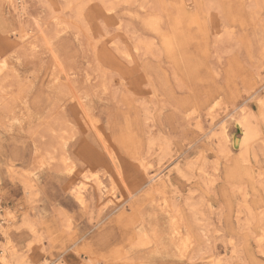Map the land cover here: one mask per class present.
<instances>
[{"label":"rangeland","instance_id":"374dc122","mask_svg":"<svg viewBox=\"0 0 264 264\" xmlns=\"http://www.w3.org/2000/svg\"><path fill=\"white\" fill-rule=\"evenodd\" d=\"M2 218L25 264H264V0H0Z\"/></svg>","mask_w":264,"mask_h":264},{"label":"bare ground","instance_id":"6f19581e","mask_svg":"<svg viewBox=\"0 0 264 264\" xmlns=\"http://www.w3.org/2000/svg\"><path fill=\"white\" fill-rule=\"evenodd\" d=\"M40 4V3H39ZM71 4V3H70ZM113 4V3H112ZM22 5V4H21ZM143 5V4H142ZM115 8V7H114ZM82 13V12H81ZM84 13V12H83ZM62 17V16H61ZM78 20V19H77ZM59 25V24H58ZM89 29V28H88ZM43 30V29H42ZM91 30V29H90ZM72 32V31H71ZM66 33V32H65ZM88 33V31H87ZM86 33V34H87ZM43 34V32H42ZM74 36V35H73ZM89 36V35H88ZM47 37V35L45 36ZM104 37V36H103ZM116 38V36H115ZM107 39V38H106ZM91 41V40H90ZM107 41V40H106ZM143 41V40H142ZM113 43V42H112ZM145 43V42H144ZM116 44V43H115ZM114 44V45H115ZM148 47V45H147ZM135 52V51H134ZM261 118V117H260ZM238 121V120H237ZM255 122V121H254ZM263 123V122H262ZM241 126V125H240ZM243 126V132H244V137L243 140L241 141L243 144L246 145L247 142H249L252 139V135H253V130L250 128V126L244 122L242 123ZM215 127V126H214ZM226 128L223 126V129L221 130L222 135L224 134L225 137H227L226 133H225ZM224 139V138H223ZM240 140V139H239ZM240 143V142H238ZM241 147V146H240ZM160 175V173L156 174V176H154L152 178V180H155V178H157ZM10 214V213H9ZM7 220L2 218L0 219V223L1 222H6ZM5 224V223H4ZM2 226V223L0 224ZM5 248V247H4ZM0 249V264H25L24 260H21L20 258H18L13 252L11 253L10 251H7L6 249Z\"/></svg>","mask_w":264,"mask_h":264}]
</instances>
